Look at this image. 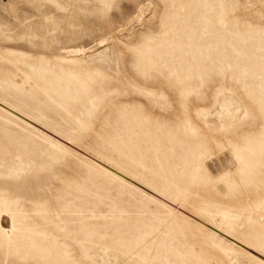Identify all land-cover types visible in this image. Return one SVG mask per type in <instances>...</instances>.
<instances>
[{
	"label": "rangeland",
	"instance_id": "rangeland-1",
	"mask_svg": "<svg viewBox=\"0 0 264 264\" xmlns=\"http://www.w3.org/2000/svg\"><path fill=\"white\" fill-rule=\"evenodd\" d=\"M0 264H264V0H0Z\"/></svg>",
	"mask_w": 264,
	"mask_h": 264
},
{
	"label": "bare ground",
	"instance_id": "bare-ground-1",
	"mask_svg": "<svg viewBox=\"0 0 264 264\" xmlns=\"http://www.w3.org/2000/svg\"><path fill=\"white\" fill-rule=\"evenodd\" d=\"M85 51L81 50V49H69L66 50V54L68 55H74V56H78L80 54H83Z\"/></svg>",
	"mask_w": 264,
	"mask_h": 264
}]
</instances>
